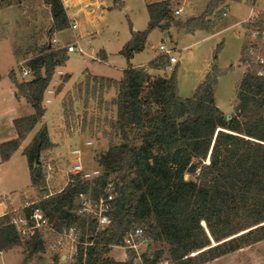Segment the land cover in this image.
Segmentation results:
<instances>
[{"label": "trees", "instance_id": "1", "mask_svg": "<svg viewBox=\"0 0 264 264\" xmlns=\"http://www.w3.org/2000/svg\"><path fill=\"white\" fill-rule=\"evenodd\" d=\"M44 3L52 15L48 36L71 27L63 0ZM217 4L211 2L210 8ZM171 7V0L150 3L147 28L135 30L130 24L132 37L120 51L128 67L120 79L94 78L117 91L111 127L121 138L98 154L102 174L85 180L72 173L61 191L44 195L22 210L30 217L40 207L57 231L75 224L81 227L82 239L93 243L81 247L70 264H203L264 240V76L250 65L237 88L236 111L228 119L215 101L216 68L194 96L183 98L178 93L176 67L169 76L151 73L171 64L167 54L134 66L132 59L144 50L154 28L205 27L195 18L183 23ZM250 24L262 30L264 18ZM67 59L66 48L54 49L47 42L27 63L32 79L19 81L14 70L9 72L17 97H25L35 112L14 119L18 136L0 143L3 161L11 158L42 120L45 91L57 66ZM250 60L245 52L242 62ZM51 146L43 126L24 150L31 184L41 192L48 187L38 152ZM109 180L117 190L112 221L94 234L96 222L78 212L79 194L97 196ZM14 212L0 215V252L22 246L20 264H28L36 253L45 251V242L39 230L23 237L12 221ZM138 226L151 240L168 245L167 258L163 259V250L143 253L141 261H136L133 251L124 261L109 255L114 246L123 244L127 231Z\"/></svg>", "mask_w": 264, "mask_h": 264}, {"label": "rangeland", "instance_id": "2", "mask_svg": "<svg viewBox=\"0 0 264 264\" xmlns=\"http://www.w3.org/2000/svg\"><path fill=\"white\" fill-rule=\"evenodd\" d=\"M147 2L148 0H123V2L112 0L110 12L105 20L99 24L97 32L93 35L94 41L88 43L86 40H82L89 51L105 46L112 52L110 54L111 63L114 65L112 72L116 75L121 74V68L127 65L126 58L119 54L117 48L120 41L129 38L130 24L133 27H141V29L147 28ZM211 2L218 4L216 7L210 8ZM20 3L23 1L0 0V8L6 7L7 4L19 5ZM30 3L34 7L38 5L43 7L41 0H32ZM252 6L256 8L250 16ZM171 8L174 17L182 20L183 23L195 18L196 23L205 27L190 29L187 26L173 25L167 30L156 27L149 33L144 50L136 53L132 62L134 64L150 62L159 52V44L165 39L168 46L175 47L173 55L176 56L178 62L170 69L165 67L151 70L153 77L169 76L176 67L178 93L181 97L187 98L191 97V94L195 92L211 69L216 68L218 71L215 86L216 104L226 116L234 114L237 104V88L244 74L251 69L246 61L242 62L244 53L250 55L251 49H254L255 53L264 56V33L261 32L254 36L253 26L251 27L250 24L254 20L264 18V0H172ZM178 8H182L181 14H175V10ZM224 11H227L226 15H223ZM19 15L22 13L10 9H4L0 12L1 76L6 75L16 64L17 59L13 57L10 46L12 41L26 30L25 22L22 21L21 23ZM40 16L43 21H46L45 15L41 14ZM26 24L35 25L34 22ZM47 26L48 23L45 27L42 26L40 31H37L36 27L31 28L30 35L33 34L34 37L40 34L42 36L40 44L31 42L17 45L18 54L28 68L30 67L27 63L36 57L40 49L48 42L45 41L44 37L46 33L48 34ZM26 32L29 33V31ZM33 37L30 38L33 39ZM59 37L72 39L73 32L71 29L67 30ZM53 47L60 49L63 48V45L58 43L53 44ZM84 65L85 63L79 53L76 52L71 55L69 68L73 72V77L79 75ZM96 65L100 66L101 69L103 65L109 67L101 62H96ZM21 70L22 65L20 63L15 71L19 81L32 79V70L30 76H24ZM65 80L66 77L63 78V81ZM116 92V89L109 87L105 81L101 79L94 81L92 77L83 78L81 82H75L70 90L65 92L63 123L60 125V129L68 136V141L64 143L65 149L58 156L50 155L46 151L41 152L40 155V162L46 169V185L50 191H55L61 187L55 183L56 179H63L67 183L69 181L72 167L75 164V157L69 151L77 147L81 148L86 168H100L96 161L98 154L105 151L111 142H121L119 134L111 127V121L116 117L114 104ZM53 106L49 107L48 117L50 118L57 113V108ZM88 141L92 143L88 144ZM48 165L51 167L49 168ZM25 189L26 187L22 185L17 187L18 193ZM35 189L36 195L30 198L28 204L15 210V215L21 214L25 206L37 202L46 194L45 191L41 192L36 187ZM42 233L44 234V231ZM43 237L45 238V251L36 253L28 264L71 263L70 258L62 255L66 254V250H52L50 248V243L54 240L55 235L50 234L48 237L43 235ZM139 241L138 253L140 256L143 253L151 254L155 250H163V259L168 257V245L165 242L151 240L146 232ZM19 251L23 252L22 246ZM130 252H132L130 249L116 245L109 255L122 261V258L128 259L130 257ZM21 260L22 254L15 250L0 256V264H20ZM203 264H264V240Z\"/></svg>", "mask_w": 264, "mask_h": 264}, {"label": "crops", "instance_id": "3", "mask_svg": "<svg viewBox=\"0 0 264 264\" xmlns=\"http://www.w3.org/2000/svg\"><path fill=\"white\" fill-rule=\"evenodd\" d=\"M23 3L18 4H7L6 7L0 8V12L4 9H10L15 12H20L22 15L18 17L21 18V23L24 21V26L26 31H29V35L27 32H23L16 37L15 40L12 41V45L10 46V51L13 57L16 60V64L12 67L11 70L16 71L20 63L23 62L21 56L18 54L19 44H26L34 42L36 44H40L42 40V36L40 34L35 35L31 34V28L36 27L37 31L45 27L46 23H48L47 31L51 30L52 23V15L50 6L44 3V0H41V5L35 6L30 3L32 0H22ZM67 9V14L71 21V27L55 31L52 36L44 35L45 41L50 42L52 37H56L63 45L75 42L77 46L81 49L77 53L82 57L85 65L83 69L80 70L79 75L77 77H73V72L69 68L70 57L72 54L76 52H67L68 59L60 66H57L56 71L50 84L48 85L45 94L43 103L45 106V114L42 120L37 123V125L33 128V130L28 134V136L22 141L19 149L11 156V158L7 161H3L0 156V215H3L9 211H15L21 208L23 205L28 204L31 200L32 196L36 195V189L31 184L30 178V168L28 164L27 156L24 154L25 148L32 142L36 134L40 131V129L45 126L48 131V135L52 146L48 149L44 150L48 154L53 156H58V154L65 149L64 143L68 141V136L64 131L60 129V125L63 123V113H64V105H63V97L65 92L70 90V88L77 81H82L83 78L95 77H109L114 79H120L123 76V70L128 67L127 65L122 67V72L119 75L114 74L112 69L114 65L111 63L110 54L112 53L105 46H100L97 49H91L89 51L82 40H86L88 43H92L94 41L93 35L97 32L99 24L105 20L107 14L110 12V8L112 7V0H63ZM122 1L123 0H119ZM162 1V0H161ZM256 1V0H254ZM29 2V3H28ZM159 2L155 0H148L146 4V9L148 13V4ZM172 6V0H171ZM256 7L252 6L250 14L252 10ZM258 9V8H257ZM262 10V9H261ZM41 14L45 15L46 21L41 19ZM196 15V14H194ZM15 16V15H14ZM192 16V15H191ZM16 17V16H15ZM250 17V16H249ZM149 13H148V22L149 23ZM28 22H34L35 25H27ZM135 30H144L141 27L135 26L133 27ZM72 30L73 38H60L59 35L63 34L67 30ZM161 29V28H160ZM170 29V28H169ZM30 37H33L30 38ZM132 33L130 29L129 38L120 41V44L117 49H119V54L123 46L131 39ZM1 39V38H0ZM166 42L165 39L161 41ZM160 43V44H161ZM159 44V45H160ZM120 47V48H119ZM170 47V46H169ZM173 47V46H172ZM159 49V46H158ZM162 54L160 51L152 58L154 59L157 55ZM134 59V58H133ZM132 59V60H133ZM96 62L104 63L109 67H105L101 69L100 66L96 65ZM134 66H143L147 65L148 62H143L139 64H134ZM176 64V63H174ZM172 64V66H174ZM109 68V69H108ZM114 70V69H113ZM9 72L6 75H0V143L14 139L18 136L17 130L14 125V119L26 115L33 114L35 109L29 103L25 97H17L16 92L17 88L13 81L9 77ZM66 77V80L63 81V78ZM30 80V79H28ZM54 105L57 108V113L54 117H48L49 107ZM53 106V107H54ZM54 107V108H55ZM74 139V138H71ZM79 148V147H77ZM81 149V148H80ZM43 151V152H44ZM73 150L69 151L71 154ZM82 151V150H81ZM42 152V153H43ZM75 157V163L78 160L77 155L73 154ZM81 161L83 165L86 167L85 161H83V153L81 154ZM89 169V168H88ZM56 184L61 185V187L57 190H49V194L47 191L45 192V196L54 194L56 192L61 191L67 184L63 179H56ZM21 185L26 187L23 192L18 193L17 187H21ZM33 202V201H31ZM21 246H17L11 250L18 251L22 254V251H19ZM0 252V256L8 253L9 251ZM23 255V254H22ZM126 256V253H125ZM122 261L126 260V257L121 259Z\"/></svg>", "mask_w": 264, "mask_h": 264}, {"label": "built area", "instance_id": "4", "mask_svg": "<svg viewBox=\"0 0 264 264\" xmlns=\"http://www.w3.org/2000/svg\"><path fill=\"white\" fill-rule=\"evenodd\" d=\"M181 12L182 8H178L175 10V14H181ZM226 12L227 11H224L223 15H226ZM252 32L254 36H256L261 32L264 33V28L260 30L252 27ZM58 43L59 41L56 37L51 38V44ZM64 47L67 49L68 53L81 51V49L77 46V43L75 42L68 43L64 45ZM159 51L162 54H167L170 57L171 64L167 66V68H173L172 64L178 62L176 56L173 55L175 47H169L166 42H162L159 45ZM250 58L251 60L246 61V64H254L257 69V75L264 76V56L259 53H255L254 49H251ZM21 65L22 74L24 76H30L31 69L26 67L23 62L21 63ZM87 143L91 144L92 142L88 141ZM72 152L78 157L77 162L72 167V173L81 174L82 178L85 180H93L102 174V170L100 168L87 169L83 165L81 161L82 151L80 148H75ZM48 166L49 168L51 167L50 165ZM116 195L117 190L115 187V183L111 180L106 183L102 192L97 196H93L92 194L88 193L79 194L80 208L78 212L80 214L85 215L87 218H91L96 222V230L94 234H96L99 230L106 228L111 223V211L113 209ZM12 221L23 237L33 234L36 230H39L41 233L44 231V234L42 233V235L46 237H48L50 234L55 235L54 240L50 243V248L52 250H66V254L62 255L67 256L72 261L76 259V256L78 255L81 247H86L87 245L93 243L92 241H89L87 237H85V239H82V229L77 224L62 231L55 230L49 225L48 219L46 218L44 211L40 207L34 208V211L30 215V217H27L24 214H17L13 216ZM144 235L145 229L143 227L138 226L131 228L125 234L123 244L121 245L122 247L130 249L131 251L136 253V261L137 259L141 261V256L138 253L140 247L139 239L142 238ZM43 240L45 242L44 237ZM165 264H167V262Z\"/></svg>", "mask_w": 264, "mask_h": 264}, {"label": "water", "instance_id": "5", "mask_svg": "<svg viewBox=\"0 0 264 264\" xmlns=\"http://www.w3.org/2000/svg\"><path fill=\"white\" fill-rule=\"evenodd\" d=\"M49 45H51V40H50V42H49ZM193 94H194V93L191 94V97L193 96ZM230 117H231V115H227V118H228V119H229ZM40 154H41V152H40V150H39V152H38V157L40 156ZM38 161H39V160H38ZM46 191H47V193L49 194V190L47 189Z\"/></svg>", "mask_w": 264, "mask_h": 264}]
</instances>
